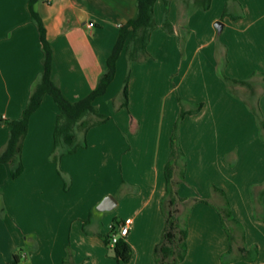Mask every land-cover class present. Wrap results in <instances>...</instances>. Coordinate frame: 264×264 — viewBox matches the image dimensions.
Returning <instances> with one entry per match:
<instances>
[{"label":"crops","instance_id":"crops-1","mask_svg":"<svg viewBox=\"0 0 264 264\" xmlns=\"http://www.w3.org/2000/svg\"><path fill=\"white\" fill-rule=\"evenodd\" d=\"M170 2L174 33L163 27L165 3L158 0L148 58L129 62L122 53L96 102L110 119L81 133L76 153L53 160L62 150H55L59 109L52 97L32 115L23 173L13 179L7 165L0 168V264L15 257L19 264H158L172 135L181 110L199 107L181 121L185 158L174 162V178L182 171L185 177L178 194L187 200L180 221L188 249L180 264H264V131L247 88L236 86L233 95L219 73L227 61L229 78L253 83L264 124V0H213L208 11L199 9L186 21L178 2ZM35 10L53 50L52 78L76 103L97 88L121 26L138 7L137 0H38ZM226 10L243 18H223ZM43 57L29 0H0V154L10 136L5 121L22 117L44 71ZM108 197L116 205L101 211ZM226 199L244 229V239L236 232L232 246L218 211ZM127 219L133 254L122 263L105 238ZM241 247L256 250V258L242 259Z\"/></svg>","mask_w":264,"mask_h":264},{"label":"trees","instance_id":"trees-1","mask_svg":"<svg viewBox=\"0 0 264 264\" xmlns=\"http://www.w3.org/2000/svg\"><path fill=\"white\" fill-rule=\"evenodd\" d=\"M157 1L158 0H137V14L125 25L121 26L118 40L110 58L107 61V69L101 77L97 88L87 98L79 102L72 103L63 95L57 82L52 78L53 50L47 39V32L43 21L35 10L38 0H29L31 17L37 24L40 32L44 52V71L33 90L22 117L17 120L5 121L10 130V136L7 147L0 154V168L3 165H7L13 179L18 178L23 173L24 167L21 161L23 142L29 131L30 119L32 115L41 107L46 96L52 97L59 109L54 140L55 150L61 149L62 152L53 158L56 163L60 162L61 157L74 154L80 147H82L79 143V135L81 133L86 134L90 128L106 123L110 119L109 116L103 115L99 112L96 102L107 93V89L115 77L118 60L123 52L126 53L129 62H138L148 58L149 55L147 47L150 42L152 32L157 28L154 12ZM170 1L171 0H164L165 15L163 27L168 33H174V27L169 21ZM212 2L213 0L187 1V10L183 15L184 20L186 21L199 9L208 11L211 8ZM224 17H229L233 20L243 18L242 15L233 16L229 14L228 10L224 12L223 18ZM185 29L186 30L182 33L183 43H186L190 34L188 28L186 27ZM226 66L227 61L222 62L219 67V73L225 81L229 92L237 96L235 91L236 86H243L247 88L251 99L249 100V107L257 117L260 129L264 131L261 112L258 105L255 103L256 94L253 83L250 80H235L229 78L225 74ZM128 102L129 76H127L125 81L122 107L127 108ZM199 111L200 107L191 112L181 110L172 135V157L171 162L165 171L167 187L166 196L162 204L166 218V226L161 243L155 249V257L158 264H180L185 260L187 255L188 231L186 225L182 224L180 221V206L181 204L187 202V200L181 198L178 194V188L184 181L185 177L184 171H182L180 180H176L174 178V162L177 159L184 160L185 158L180 146L178 134L181 121L186 115L195 114ZM89 117H96L97 119L95 121H91L88 119ZM215 190L223 194L221 190H218L217 188ZM218 211L225 226L231 246L236 241V232H239L241 238L244 239V229L241 224L233 218L227 199L225 207L218 208ZM113 234H115V231H113ZM112 235L105 238V242L109 246ZM240 252L243 253L242 259L251 260L253 258L254 260L257 256V252L254 249L247 251L244 247H241ZM132 254V248L125 239H121L114 246V258L118 262L128 263L132 258ZM19 262V257H15L11 264H19Z\"/></svg>","mask_w":264,"mask_h":264},{"label":"built area","instance_id":"built-area-1","mask_svg":"<svg viewBox=\"0 0 264 264\" xmlns=\"http://www.w3.org/2000/svg\"><path fill=\"white\" fill-rule=\"evenodd\" d=\"M90 28L93 27V25L89 26ZM132 219H127L123 225L120 226V230L118 233H115L112 235L110 246L114 248V246L121 240L126 239L130 233L131 225H132Z\"/></svg>","mask_w":264,"mask_h":264},{"label":"water","instance_id":"water-1","mask_svg":"<svg viewBox=\"0 0 264 264\" xmlns=\"http://www.w3.org/2000/svg\"><path fill=\"white\" fill-rule=\"evenodd\" d=\"M215 27H216L217 31L219 33H221L223 30V23L217 22ZM115 205H116L115 200L112 197H108L102 202V204L99 208L101 211H107V210L113 209V207H115Z\"/></svg>","mask_w":264,"mask_h":264},{"label":"rangeland","instance_id":"rangeland-1","mask_svg":"<svg viewBox=\"0 0 264 264\" xmlns=\"http://www.w3.org/2000/svg\"><path fill=\"white\" fill-rule=\"evenodd\" d=\"M179 4V8L180 10H182V12L184 13L187 10V6H186V2L190 1V0H176ZM97 118L96 117H92L90 118L91 121H95ZM242 226V224H241ZM253 259V258H252Z\"/></svg>","mask_w":264,"mask_h":264}]
</instances>
